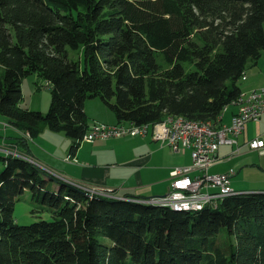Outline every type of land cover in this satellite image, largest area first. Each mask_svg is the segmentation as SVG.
Listing matches in <instances>:
<instances>
[{"label": "trees", "instance_id": "obj_1", "mask_svg": "<svg viewBox=\"0 0 264 264\" xmlns=\"http://www.w3.org/2000/svg\"><path fill=\"white\" fill-rule=\"evenodd\" d=\"M80 50L83 66L71 56ZM263 56L264 0H0V113L31 139L62 132L75 149L96 98L120 125L180 116L221 126ZM32 75L51 88L46 114L20 106ZM0 161V264H264V192L176 211L88 194L21 157ZM26 192L53 220L16 222Z\"/></svg>", "mask_w": 264, "mask_h": 264}, {"label": "crops", "instance_id": "obj_2", "mask_svg": "<svg viewBox=\"0 0 264 264\" xmlns=\"http://www.w3.org/2000/svg\"><path fill=\"white\" fill-rule=\"evenodd\" d=\"M254 68L251 75H246L247 79H243L247 84L243 87V91L251 89H259L264 87V56L260 59L256 66H251ZM249 68L248 71L251 69ZM260 78V79H259ZM228 107L229 110L226 112V108L224 110L223 124L226 125L231 122L233 115L238 111V104L232 103ZM100 110L101 107H100ZM107 121H102L101 123L115 125L116 119H112L109 114H107ZM96 120L95 122H97ZM221 125V126H222ZM50 130L45 129L42 134L35 138L32 141L27 143L28 148L26 149L39 161L46 162L47 165H50V170L62 174L65 177L72 178L74 180H79L85 182L89 185H108L112 187H116L117 193L115 196L117 198L120 197H136V198H150L155 196H162L169 192L171 187V179L169 180L170 172L173 168L178 166H187L189 164L182 165L180 160H187L192 162L191 155L187 158V151L184 154H174L172 149L168 146H162V151L169 150L165 153H162L158 147H154V144L160 143L155 141L152 136L147 137H128L132 139L130 143H121L124 137H115L109 138L107 140H96L93 143H83L80 149L76 152V158L78 162L69 163L64 161V157L67 155V151L63 150L61 156L63 158H57L53 154L52 150H54L53 146L47 147L50 138ZM55 133V132H54ZM45 135V138L42 136ZM256 138L264 140V115L262 116L259 122H251L246 125V128L243 134L238 138V142L240 145H245L249 141H252ZM127 139V138H126ZM87 141V140H85ZM47 144V146L44 144ZM161 144V143H160ZM52 145V144H51ZM88 145V146H87ZM124 145V146H121ZM19 148L16 145V141L12 140L11 137L4 138L0 143V150L5 153V156H8L7 151L9 148ZM89 150H88V148ZM126 147V148H125ZM144 147L146 150L149 149L148 153L145 155H139V148ZM169 148V149H166ZM48 149V150H47ZM119 156L122 153L127 151V154H130L132 158L125 159L122 162L125 164L121 167L124 169H119L118 172L112 173L111 170L107 167L117 166L118 164H98L92 165V158L94 156H99L100 158H104L107 154L113 153ZM233 151V147L222 146L219 150V158L218 161L211 169L216 172L213 173H227L232 169L235 171V174L232 178V185L236 191H244V192H264V156H259L256 152L251 151L248 146L243 147L241 150V154L235 157H232L231 160H227V155ZM45 153L47 155H51L53 159H47L45 157ZM160 155L163 156V159L167 163H159ZM165 156V157H164ZM180 156H182L180 158ZM174 158V163L168 162L169 158ZM56 159L63 164H67L65 167L56 162ZM145 160L144 164H138L139 161ZM155 160L154 164H151ZM148 163H150L147 167ZM130 166L131 168H126V166ZM174 166V167H173ZM68 168V169H67ZM143 168V169H142ZM141 169V173L138 172ZM57 179H64L59 177ZM65 181H69L64 179ZM163 182L160 185H154L156 183ZM74 183V182H73ZM79 186L78 184L74 183ZM82 189L87 190L85 187H81ZM163 190H166L165 193L161 194Z\"/></svg>", "mask_w": 264, "mask_h": 264}, {"label": "built area", "instance_id": "obj_3", "mask_svg": "<svg viewBox=\"0 0 264 264\" xmlns=\"http://www.w3.org/2000/svg\"><path fill=\"white\" fill-rule=\"evenodd\" d=\"M244 79L246 80L247 77ZM235 104H238V111L226 126L204 122L203 125H183L181 122L173 121L172 118L165 121L160 128H148L147 125L137 126L134 124H97L91 128L92 139L87 142H94L104 136H109V138L152 136L162 146L172 149L174 154H184L187 149H190L192 162L187 166L175 167L170 172L172 178L168 195L161 199L153 198L148 201H159L169 205L188 204L193 207L217 205L228 192L235 191L232 186V177L235 174L233 169L227 173L211 172V166L220 159V147H235L228 155L229 160L240 155L241 148L245 146H248L259 156H264L263 139L256 138L243 146L238 142L246 125L251 122H259L264 115V87L247 90L245 97L236 100ZM229 108L226 107V112ZM241 108H250V115H241ZM8 151V155L27 157L20 156L17 151H11V153ZM46 170L62 177L55 171ZM85 188L96 194L105 195L104 192L96 191L95 188L87 186Z\"/></svg>", "mask_w": 264, "mask_h": 264}, {"label": "rangeland", "instance_id": "obj_4", "mask_svg": "<svg viewBox=\"0 0 264 264\" xmlns=\"http://www.w3.org/2000/svg\"><path fill=\"white\" fill-rule=\"evenodd\" d=\"M71 56L75 60L79 61L82 66L84 65L83 51H81V50L80 51H71ZM249 66H252L251 63H250ZM191 68L192 67H190V66L186 67L187 70H190ZM249 68H251V67H249ZM253 70H254V68H251L249 71L247 70V75L250 76ZM37 83L42 84V86L37 84ZM246 84H247V82H245L243 79L239 81V86L241 88L245 87ZM242 93H245V92H242ZM51 102H52V91H51V88L49 86H47L44 82H41V80L38 79L37 75H32V76L26 77L24 79V81H23V100H22V102L20 104V106L23 109L41 111L42 113L46 114L49 111V109H50ZM100 107H101L102 110H100ZM85 111L87 113L88 123H89V126H90L88 131H90L91 128L93 126H96L97 124H105V123H101V122L102 121H107V119H108L107 114H109L112 119H116V116L110 110H108L106 108L104 103L99 98L88 100L86 102V105H85ZM96 120H98V121L95 122ZM49 134H50V136H48L50 138L49 141L51 142L52 145L50 143H48V146H47V144L45 142H44V144L47 147H50V148H51V146H53L54 150H52V152L55 155V157L60 158V159L63 158L61 156L62 151L63 150H65V151L68 150L67 151L68 153H67L66 157H64V161L65 162H69V163L78 162V160L76 158V152L80 149V147H81V145L83 143L87 142V141H85L86 140L85 136L83 137V139L81 141L77 142L78 144H77V147L75 149V145L72 146V142H71L70 138H68L64 133H62V132H59V133L55 132L54 133V132L50 131ZM9 137H11V139L14 140V141H16V140H18V138H20V139H22V140H20V142H24L25 141L24 142L25 145H26V142L27 143L29 141L33 142V140H34V139L29 138L27 135L22 134L19 130L13 128L8 123V121L0 113V143L3 141L4 138H9ZM128 137L129 136L124 137L125 139H123L121 141V143H123V144L130 143L131 144L132 139H130ZM42 138H45V135L42 136ZM111 138H115V137H111ZM100 139L101 140H107V139H109V136H107V137L104 136V137H101ZM97 140H99V139H97ZM87 143H93V142H87ZM71 146H72V149H74L75 151H72ZM121 146H124V145H121ZM155 146L158 147L159 150L162 153H165V152L169 151V150H165V149L162 151V148H164V147H162V144H160V143L154 144V147ZM18 147H21V146H18ZM229 147H233V146H229ZM166 149H169V148H166ZM233 149H235V147H233ZM242 149L243 148H241V150ZM88 150H89V148H88ZM11 151H17L18 152L19 150L16 147L15 148H9L8 152L11 153ZM127 151L128 150H125V153L121 154L123 156H119V154L115 155L114 153L117 152L116 150L113 153L110 152V154H107L104 158H100L99 156H94L92 158V161H93L92 165L118 164L117 166H115V165L114 166L107 165L109 170H111V174L115 173V172H118L119 169H124V168H121L125 164V162H122V161L125 160V159L127 160L129 158L130 159L132 158V156L130 157V154H127ZM148 151H149V149L146 150L144 147H140L139 148V155H145V154L148 153ZM20 152H21V150L18 152L20 154V156H23V155L24 156H28V158H27L28 162L33 164L34 166H36L38 169H43L46 172H47L46 169H51V168H49L50 165H47L46 162L37 160L31 154L30 151L28 152L29 155L27 153L26 154H24V153L21 154ZM186 153H187V155H186L187 158H189L190 155H191V150L187 149ZM11 155L12 154H9L8 156H11ZM0 157H5V153L2 152L1 150H0ZM11 157H19V156H15L13 154ZM45 157L47 159H49V158L53 159V157L51 155H47L46 153H45ZM181 157L182 156H180V158ZM160 158L161 159H160L159 163H167V162L164 161L163 156L161 157V155H160ZM226 159L227 160L229 159L228 155H227ZM219 161H220V159H219ZM56 162L61 164V165H64L65 167L68 166L67 164H65V163L63 164L62 162L58 161L57 159H56ZM155 162L156 161L153 160V162H151V164H154ZM168 162L174 163V158L170 157ZM144 163H145V160H143V159L138 162V164H144ZM180 163L182 165L190 164V161L180 160ZM149 164L150 163H148L143 168L147 167ZM213 166H211V168ZM3 168H4V165L0 161V170H2ZM126 168H131V167L127 165ZM138 172L141 173V169H139ZM211 172L213 173V172H216V171L211 169ZM56 173H58V172H56ZM49 174H51V173H49ZM58 174H60V173H58ZM52 175H54V174H52ZM54 176H57V175H54ZM61 176L64 177V179L69 180V181H65L64 179H59L62 182H67L68 184H73L71 182H74V183L78 184L80 187H86L87 186V187H90V188H95L96 191H102V192H104L105 195H108V197H116L115 196V194L117 193V189H115L116 187H112V186H108V185H89V184H86L85 182H82V181H79V180H74V179L69 178V177L67 178V177L63 176L62 174H61ZM57 177H59V176H57ZM169 177H170L169 178V180H170L172 178L171 177V173H170ZM49 184L53 187V185L57 184V183L55 181L50 180ZM160 184H163V182L156 183L154 185L157 186V185H160ZM79 186H77V187H79ZM83 190H85V189H83ZM85 192L88 193V194H92L91 190L90 191L85 190ZM165 192H166V190H163L161 192V194H163ZM237 193H239V192H237L235 190L233 194L236 195ZM233 194H229L227 197L233 196ZM167 195L168 194H165V195H162V196H155V197L145 198L144 200H146V199L147 200H151L153 198L154 199H161V198L166 197ZM120 198H122L121 200L131 199L132 202H136V201H134L135 199H141V198H136V197H133V198H131V197H126L125 198L124 197L125 199L123 197H120ZM120 198H118V199H120ZM142 204H145V203H142ZM14 218H15L16 222L18 224H20V225H30V224H33L35 222H39L41 220H48V221L53 220V217H52L50 212H48V211H38V205L34 204L31 201V195H30L29 192H26L25 195L21 198V200L16 203L15 212H14Z\"/></svg>", "mask_w": 264, "mask_h": 264}, {"label": "bare ground", "instance_id": "obj_5", "mask_svg": "<svg viewBox=\"0 0 264 264\" xmlns=\"http://www.w3.org/2000/svg\"><path fill=\"white\" fill-rule=\"evenodd\" d=\"M245 78V77H244ZM245 94L246 93H241L240 96L238 97L237 100H239V98H244L245 97ZM241 115H250V108H241ZM169 118H172L173 121H176V122H181L183 123V125H203V122H193V121H190L188 119H185V117H180V116H167L165 118V120L161 123H158L154 126H151L149 124H147V127L148 128H160L163 123L165 121H167ZM222 119V118H221ZM204 123H211V122H205ZM222 126H226V125H222ZM85 139L86 140H90L92 139V132L89 131L88 134H86L85 136ZM19 152V151H18ZM24 156V155H23ZM28 157V156H27ZM27 157H21L23 159H26L27 160ZM73 183V182H71ZM73 185L75 186V184L73 183ZM77 186V185H76ZM80 187V186H79ZM81 188V187H80ZM89 191V189H87ZM92 192V191H91ZM234 191L232 192H228L223 198H221V200H223L224 198H226L229 194H233ZM93 195H103V194H96L94 192H92ZM168 194V193H167ZM234 195V194H233ZM136 202H140V203H145V204H151V205H158V206H169L171 207L173 210H176V211H191V210H202L204 209L207 205H197L195 207L191 206V205H188V204H176V205H169L167 203H164V202H159V201H148V200H142V199H135Z\"/></svg>", "mask_w": 264, "mask_h": 264}]
</instances>
